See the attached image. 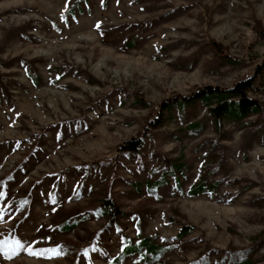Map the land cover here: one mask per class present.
<instances>
[{
    "label": "rangeland",
    "instance_id": "1",
    "mask_svg": "<svg viewBox=\"0 0 264 264\" xmlns=\"http://www.w3.org/2000/svg\"><path fill=\"white\" fill-rule=\"evenodd\" d=\"M263 60L264 0H0V264H264Z\"/></svg>",
    "mask_w": 264,
    "mask_h": 264
},
{
    "label": "trees",
    "instance_id": "2",
    "mask_svg": "<svg viewBox=\"0 0 264 264\" xmlns=\"http://www.w3.org/2000/svg\"><path fill=\"white\" fill-rule=\"evenodd\" d=\"M133 40L134 39L130 40L128 46H131L134 44ZM213 43L216 45V47H218V49H220L221 45H218L215 42ZM262 66H264V60L262 61ZM30 76H31L32 81L35 84L39 83L38 76H34L32 74H30ZM254 81H255L254 77H247V78L237 80L235 84L230 88H221L219 86L208 85V86H204L202 88L197 89L196 91L190 93L189 95L174 97L172 99H165L162 101L160 105V108H161L160 113L162 111H165L167 108H169V106L173 102H175L176 99L193 101V100L203 98L207 95L218 94V93H227V94H230L231 97H237L238 99L237 100L228 99V100L221 102L219 105L213 107L211 109V112L214 116L220 118L224 115H227L229 112V109L234 104L237 105L242 112L244 113L249 112L253 108L262 106V104L257 99L250 97L248 94L249 90L252 89L254 86ZM160 117L161 116H158V118L152 124L155 126H158V124L161 123ZM143 144H144V141L142 137L140 136L135 137V138H132L131 140L126 141L124 144L120 145V150L124 152L138 151L141 149ZM161 183H162L161 180H157L154 182L153 187L157 188L158 186L161 185ZM215 188H216L215 183L207 185V186L204 183H200L192 187L189 193L191 195H199L201 193H204L208 190H212ZM0 189H3V185L0 186ZM103 207H104V213L110 218H113L114 213L118 210L116 204L111 200H107ZM76 224L77 223H70L69 221H65L61 225V228L63 229V231L69 232L76 226ZM141 249H146V252H147L146 254L142 253L141 259L144 261L148 260L150 264H153L154 260L161 257V254L165 252L166 247L152 243V239L150 237H143L135 245H132V246L125 245L123 248V253L128 254L129 252H138ZM119 260H120V257H117L114 260V264H120ZM248 263L249 262L247 260H243L242 262L238 264H248Z\"/></svg>",
    "mask_w": 264,
    "mask_h": 264
}]
</instances>
